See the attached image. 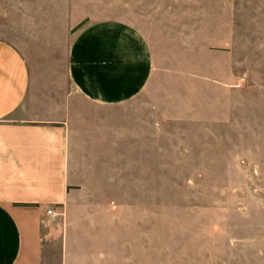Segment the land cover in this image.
<instances>
[{
	"label": "crops",
	"instance_id": "0c3cea01",
	"mask_svg": "<svg viewBox=\"0 0 264 264\" xmlns=\"http://www.w3.org/2000/svg\"><path fill=\"white\" fill-rule=\"evenodd\" d=\"M155 44L74 0H0V264H104L136 169L167 151Z\"/></svg>",
	"mask_w": 264,
	"mask_h": 264
},
{
	"label": "rangeland",
	"instance_id": "374dc122",
	"mask_svg": "<svg viewBox=\"0 0 264 264\" xmlns=\"http://www.w3.org/2000/svg\"><path fill=\"white\" fill-rule=\"evenodd\" d=\"M74 12L156 43L153 111L170 116L104 264H264V0H74Z\"/></svg>",
	"mask_w": 264,
	"mask_h": 264
},
{
	"label": "built area",
	"instance_id": "2783aa9c",
	"mask_svg": "<svg viewBox=\"0 0 264 264\" xmlns=\"http://www.w3.org/2000/svg\"><path fill=\"white\" fill-rule=\"evenodd\" d=\"M46 212L52 222H56L58 217L61 215V213L58 212L57 208L54 206H49Z\"/></svg>",
	"mask_w": 264,
	"mask_h": 264
},
{
	"label": "trees",
	"instance_id": "16d2710c",
	"mask_svg": "<svg viewBox=\"0 0 264 264\" xmlns=\"http://www.w3.org/2000/svg\"><path fill=\"white\" fill-rule=\"evenodd\" d=\"M83 23H84V21H83L82 23H80L77 27L81 26ZM77 27H76V28H77Z\"/></svg>",
	"mask_w": 264,
	"mask_h": 264
}]
</instances>
